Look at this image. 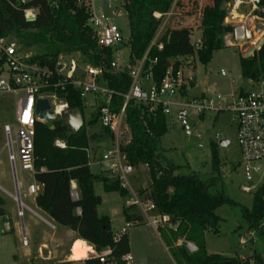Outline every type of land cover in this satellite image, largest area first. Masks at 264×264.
Wrapping results in <instances>:
<instances>
[{"label": "trees", "instance_id": "trees-1", "mask_svg": "<svg viewBox=\"0 0 264 264\" xmlns=\"http://www.w3.org/2000/svg\"><path fill=\"white\" fill-rule=\"evenodd\" d=\"M85 0H0V37H12L22 51H32V63L47 68L52 76L49 87L43 92L53 94L68 110L83 106L79 93L70 85L57 86L62 81L55 72L59 57L77 55L85 64L109 65L113 60L112 50L99 48L95 34L87 25L90 13ZM123 0V10L129 29L127 47L129 66L145 57L144 68L150 69L154 83L159 84L168 68L174 71L181 66V59L196 58L201 65H207L212 55L223 48L222 37L232 31L224 25L226 13L223 5L232 0H211V15L203 6L196 7V0ZM183 2L189 4L194 14L182 12ZM174 5L173 18L189 17L192 19L186 27L170 28L160 39L162 49L149 48L160 20L153 14L169 13ZM264 6V0L261 2ZM182 6V7H181ZM34 9L36 18L29 22L24 11ZM178 14V15H177ZM201 16L195 25V15ZM192 25V26H191ZM201 30L198 49H193L189 42L191 28ZM155 60V63L153 61ZM241 77L245 80H258L264 76V43L251 57H240ZM104 81L117 96L113 97L112 111L118 112L127 93L130 78L127 69L117 74H104ZM181 95H185L182 90ZM97 118L88 122V127L97 123ZM125 123L129 140L119 146L124 163L134 169L145 166L149 175V187L138 193L143 202L154 206L152 215L166 217V225L157 227L163 243L175 264H243L235 258L220 255H208L205 251L204 233H218L221 219L216 210L222 206L236 207L237 204L222 192L211 193L208 184L197 174H178L179 167L168 161L161 146V138L166 133V117L159 108L143 106L130 100L125 109ZM52 127V129H51ZM113 135L100 126L97 134L88 135L86 128L76 134L63 124L62 119L53 122L35 124L33 139V181L40 187L35 197V204L57 226L66 227L74 232L77 239L85 241L96 252L111 249L114 264H124L122 257L128 254L126 234L116 241L107 216H98L96 209L101 200L93 192V185L100 183L105 193H118L122 198H130L129 193L119 186L116 180L101 175H94L89 170L88 146L90 143H108ZM56 141L65 144L64 149L55 146ZM213 169L215 153L212 152ZM76 185L77 198L71 196V184ZM264 185L254 195L250 210L240 207L242 220L248 229L255 231L264 244V232L260 223L264 220ZM5 201L0 196V219H5L7 212ZM136 207L122 209L125 223L139 225L143 217L135 213ZM169 226H174L170 228ZM183 240L195 247L189 253L184 246H176ZM256 264H264L257 258ZM84 264H98L95 259H87Z\"/></svg>", "mask_w": 264, "mask_h": 264}, {"label": "built area", "instance_id": "built-area-1", "mask_svg": "<svg viewBox=\"0 0 264 264\" xmlns=\"http://www.w3.org/2000/svg\"><path fill=\"white\" fill-rule=\"evenodd\" d=\"M95 0H85L84 3L90 13L87 25L95 34V40L99 48L114 50L125 43V39L118 26L108 22V19L102 15L101 18L94 17L92 3ZM103 5H108L112 0H99ZM263 0H232L226 4L230 12L224 19V25L232 27L230 33L222 37L224 48H235L251 40L255 31H261L255 24L264 29V6ZM248 9L246 15L237 14L236 11L242 6ZM171 13L160 15L154 13L152 16L156 20L162 21L168 18ZM37 11L29 9L24 11L26 20H34ZM238 20L232 23L234 20ZM163 24L158 27L157 32L149 46H155L157 50L162 49L160 42L163 36ZM192 33L189 36V42L193 49H198L201 45L200 39L191 40ZM258 50V48H257ZM137 61L133 66L129 64L122 67L117 61L112 60L109 65L101 64L93 66L84 64L83 69H79L77 61L72 58L59 57L56 63L55 72L61 76L62 81L57 86L64 84L70 85L79 93L83 108H91L101 127L106 128L113 135L109 142V148L103 152L100 163L106 168V172L112 180H116L119 186L126 190L130 198L129 206L136 207L143 216L149 217L152 224H160V216L152 215L154 206L150 202H143L140 197L132 192L130 179L133 176V168L124 163L123 157L119 152L120 140L128 133L125 123V109L130 100L143 106L159 108L163 116H170L175 113V120L180 126L186 137L191 135V127L188 122L187 111L196 115H202L205 112L230 111L233 121L236 123V142L240 151V160L243 175L246 183H252L254 177L262 174L260 167L256 164L264 162V76L258 80H247L248 84L254 86L249 91L238 92L231 97V101L224 102L221 95L214 97H199L187 102V93L193 82L191 69L181 66L177 70L168 68L163 79L159 84L154 83L150 69L144 68V61ZM33 55L19 48L17 41L11 37H0V93H10L14 96L21 95L15 100V119L14 125H4L3 134L5 136V148L7 150V160L12 169L14 183L17 192L21 182L16 173L18 169L20 178L23 174H34L33 168V139L35 135V124L38 119L34 115V106L37 99L47 98L52 106L56 119H62L63 113L68 110L67 105L60 102L53 94L43 92L49 87V79L52 73L44 67L32 63ZM155 63V60L153 61ZM127 69L130 78V85L126 94L122 96L123 102L118 112L112 111L113 97L117 94L109 89L104 81V74H117ZM81 72L87 78L80 79ZM221 76H226L221 70ZM185 95H181V91ZM12 133L14 139H12ZM55 146L64 149L65 144L62 141H56ZM264 185V182L262 183ZM250 186L242 187V191L250 192ZM26 192L28 195H36L37 189L30 185ZM18 196V195H17ZM15 196L14 201L17 204V217L22 219L24 206ZM73 199L77 195L72 191ZM264 200V197H263ZM132 224L126 225L114 233L116 241L121 235H125L127 229ZM8 226H6V230ZM21 244L24 247L29 245L25 235H22ZM191 252L196 249L188 245ZM111 249H104L96 252L92 249L87 256L88 259H95L98 264H114L111 259ZM124 264H132L128 254L122 257Z\"/></svg>", "mask_w": 264, "mask_h": 264}, {"label": "rangeland", "instance_id": "rangeland-1", "mask_svg": "<svg viewBox=\"0 0 264 264\" xmlns=\"http://www.w3.org/2000/svg\"><path fill=\"white\" fill-rule=\"evenodd\" d=\"M16 1L26 2L28 0ZM195 2L196 7L203 6L205 7L204 11L207 8L206 11L209 12L210 19L212 10L211 0H196ZM122 3L123 0H112L110 4L103 5L99 0H95L92 3V7L95 18H101L104 15L108 19V22L118 26L122 36L128 39V21L121 9ZM183 7L182 12L184 11L186 15L196 12V10L193 11L188 8L189 4L186 2H183ZM223 9L227 16L231 9L226 5H223ZM236 13L246 15L248 9L245 5H242ZM163 21H160V26ZM236 21L238 20L235 19L232 23ZM190 22H192V19L189 17H171L168 20L167 27L168 29L186 27ZM255 26L261 29V31H255L250 41L240 44L235 48L223 47L212 55V59L207 65H201L194 57L181 61L182 66L191 69L194 81L192 84L194 87L189 90L187 102L199 98L202 94V87L206 88V97H214L218 94L224 98V102L231 101V97L235 96L238 92H245L254 88V86L248 84L247 80L241 77L240 57H251L257 51V45L264 36V29L257 24ZM194 31L198 32L201 30L199 27L191 28L193 35H195ZM195 39L196 37L191 38L192 41ZM252 50L253 52L247 56ZM28 52L33 55L32 51ZM112 53L113 60L117 61L122 67L129 64V49L126 43L112 50ZM64 57L77 61L78 68L83 69L85 63L82 62L79 56L70 55ZM221 70L225 72L226 76H221ZM79 77L80 79L87 78L84 72H81ZM20 96V94L14 96L10 93H0V145L5 142L2 132L3 124L14 125L15 100ZM93 115V109L83 108V128H86L88 135L97 134L100 129L98 122L94 126L88 127V122L91 118H94L92 117ZM174 116L175 113L172 111L170 116L166 117L167 131L161 138V146L165 151L164 155L166 159L179 167L178 174L186 175L190 172L197 174L204 183L208 184L211 193L222 192L237 204L236 207L222 206L216 210V215L221 219V222L219 223L216 235L208 233L206 236V253L208 255L232 257L243 264H256L255 259L257 258L263 259L264 263V244L255 231L248 229L240 213V207L248 210L251 209L254 195L264 182V162L256 164L260 167L262 174L255 176L252 183H246L241 166L240 151L236 142V123L233 121L230 111L205 112L202 115H196L191 111H187L188 122L191 127V135L189 137L183 134ZM12 139H14L13 133ZM128 140L129 132L125 133L120 142L124 144ZM222 140L228 141L226 147L219 146V142ZM108 148L109 142L104 144L93 142L89 144L87 153L90 170L93 173L98 172V168L94 165V162L100 161L103 152ZM213 151L216 157L215 164L217 170L213 169ZM16 173L20 179L19 181H21L18 169H16ZM100 175L103 177L107 176L108 179L112 180L106 171H102ZM23 176L25 179H28L30 174L25 173ZM131 179V185L135 192L139 193L149 187V175L145 166H140L138 169L133 168ZM14 186V177L10 164L7 161V150H5L3 155L0 156V196L5 201L8 218L11 213L12 220L14 219L13 221L15 222L18 219L16 218L17 204L14 201L16 196ZM244 186H250V192L242 191V187ZM95 191L101 194L99 183L96 184ZM17 193H19V190ZM119 203V194L113 193L108 195L107 198H103L102 208L103 210H107L109 207H116ZM103 212L101 213L106 214V211ZM135 213L142 216L137 208L135 209ZM260 224V229L264 232V220ZM42 225L46 228L44 224ZM124 225V222L120 218H116L114 221V227L117 230H120L121 226L124 227ZM165 225L166 222L158 224L159 227ZM6 226H8L7 230ZM169 227L174 228V226ZM20 231V225L14 226L13 222L0 219V264H38L34 261L33 256L29 259L30 262L24 258L27 248L21 244L22 235H20ZM35 234L38 236L40 231L38 233L35 231ZM35 244L30 245L29 250ZM188 245L192 244L184 243L187 251L193 253L190 251ZM161 264H170V262L166 261V257L165 260L161 257Z\"/></svg>", "mask_w": 264, "mask_h": 264}, {"label": "crops", "instance_id": "crops-1", "mask_svg": "<svg viewBox=\"0 0 264 264\" xmlns=\"http://www.w3.org/2000/svg\"><path fill=\"white\" fill-rule=\"evenodd\" d=\"M177 3H178V0L175 1L174 5ZM174 5L169 11L171 15L168 18H165V19L163 18L164 20L162 23L164 26L163 35L169 31L167 27L169 18L173 17L176 14L175 13L176 8L174 7ZM195 18H196V21H195V25H196L198 23L197 21L200 20L201 16L199 14H196ZM194 34L195 35H193L192 33V37H196V39L198 38L200 39L201 31H198V32L194 31ZM184 60L185 59H181V61H184ZM193 82L190 85V89L194 87V85H192ZM202 86H204V84H202ZM201 91H202V94L200 95V97H206L205 96L206 88L202 87ZM188 94H189V91L187 95ZM14 119H15V113H14ZM4 125H9V124L4 123L3 126ZM3 126H2V129H3ZM4 140L6 142L5 136H4ZM5 142L0 145V156H2L6 150ZM94 165L97 166L98 172L93 173L90 170V164H88L90 172L94 175H100L102 171L106 170V168L104 167L103 164L100 163V161L94 162ZM131 180L132 179H130V182ZM20 182H21V185L19 186V193H16V196L18 195L17 196L18 201L25 208L23 210V217L22 219H19L17 217V211H16V218L18 219V221L14 222L13 221L14 219L12 220L11 213L9 212L10 213L9 218L6 215L5 219L3 220H9L13 222L14 226L20 225V229H21L20 235L24 234L29 243V246L25 247L27 249H26V254L24 258L28 260V262H30L29 259H31V257L33 256L34 261H36L38 264H84V261L87 260L88 258L80 257L78 254H75L74 249L75 247H78V245L80 244H84L85 246H88L91 250L92 248L88 245L87 242L77 239V236L75 235V233L70 231L68 228L57 226L51 219H49L46 216V214H44L41 210L37 208L35 204V197L40 192V187L33 181V178L31 177V175L28 179H25L24 176H22ZM96 184L93 185V192L101 200V203L97 207L96 212L98 216H107L110 219L113 232H119L123 228V226H121L120 230H117L114 227V221L116 220V218H120L126 225L123 219L122 209L124 207L129 206L128 204L129 198L127 199V198L120 197V203L116 206L117 208L114 206L113 208L109 207L107 210L106 209L103 210L102 208L103 198L105 197L107 198L108 195H111L114 192L105 193L103 191L102 185L99 183L101 186V191H100L101 194H98L95 191ZM30 185H33L37 189L36 195L27 194L26 189ZM131 188H132V192L138 195V192L134 191L132 185H131ZM71 190L76 193L75 183L71 184ZM103 211H106V214H102L101 212ZM142 217L144 220L142 224L131 225L125 233L128 239V248H129L128 255L131 258L132 264H161V257L164 260L166 257L167 262H170V264H175V262L173 261V259L171 258L169 254V251L167 250L165 244L163 243L159 233L157 232V225L152 224V221L149 217H146L143 215ZM160 219H161V222L167 221L166 217H160ZM42 224H44L46 228H44ZM35 231H37V233L40 231V234L37 236L35 234ZM208 233L210 232L206 231L204 233L205 246H206V236ZM34 243L36 244L31 248V250H29L30 245L32 246V244ZM184 243L185 242L183 240H179L177 241L176 246H180Z\"/></svg>", "mask_w": 264, "mask_h": 264}, {"label": "water", "instance_id": "water-1", "mask_svg": "<svg viewBox=\"0 0 264 264\" xmlns=\"http://www.w3.org/2000/svg\"><path fill=\"white\" fill-rule=\"evenodd\" d=\"M29 22L33 20H27ZM264 43V36L262 40L258 43L257 48L259 49ZM253 52L247 55L249 56ZM34 115L38 119L40 123H48L56 120V116L52 110V106L50 101L47 98L37 99L34 106ZM63 124L70 130L71 134H76L81 127L83 126L82 115L79 109H71L66 110L62 116ZM52 129V127H51ZM228 145V141L222 140L219 142V146L226 147ZM15 190L17 193V187L15 185Z\"/></svg>", "mask_w": 264, "mask_h": 264}, {"label": "bare ground", "instance_id": "bare-ground-1", "mask_svg": "<svg viewBox=\"0 0 264 264\" xmlns=\"http://www.w3.org/2000/svg\"><path fill=\"white\" fill-rule=\"evenodd\" d=\"M91 249L88 246H85L84 244L78 245V247H75L74 253L78 254L80 257H87L89 253H91Z\"/></svg>", "mask_w": 264, "mask_h": 264}]
</instances>
